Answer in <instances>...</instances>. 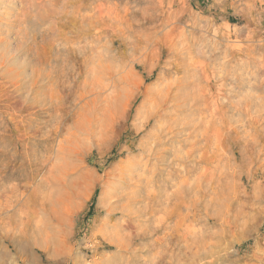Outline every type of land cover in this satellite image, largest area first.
<instances>
[{"label": "rangeland", "instance_id": "rangeland-1", "mask_svg": "<svg viewBox=\"0 0 264 264\" xmlns=\"http://www.w3.org/2000/svg\"><path fill=\"white\" fill-rule=\"evenodd\" d=\"M0 264H264V0H0Z\"/></svg>", "mask_w": 264, "mask_h": 264}, {"label": "bare ground", "instance_id": "bare-ground-1", "mask_svg": "<svg viewBox=\"0 0 264 264\" xmlns=\"http://www.w3.org/2000/svg\"><path fill=\"white\" fill-rule=\"evenodd\" d=\"M167 186H168V188H172V187H174L175 185H170V184H167ZM160 192V191H159ZM187 195H189V194H187ZM177 197H185V196H183V195H181L178 191H173L172 193H171V195H167L166 196V198L164 199V202H166V203H168V204H170V203H172V202H174V200H176V198ZM177 203V202H176ZM175 205V203L173 204V206ZM167 207H168V205H166ZM173 211L169 214V220L170 219H172L173 218ZM160 217H163V216H160ZM159 219V218H158ZM164 219V218H163ZM167 219V218H166ZM160 221H161V219H160ZM164 220H162L161 222H163ZM138 242V241H137Z\"/></svg>", "mask_w": 264, "mask_h": 264}]
</instances>
